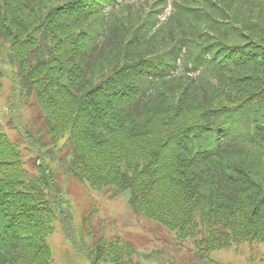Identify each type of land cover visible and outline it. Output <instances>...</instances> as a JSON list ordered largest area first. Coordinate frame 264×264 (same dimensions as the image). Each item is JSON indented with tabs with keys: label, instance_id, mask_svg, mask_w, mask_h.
<instances>
[{
	"label": "trees",
	"instance_id": "16d2710c",
	"mask_svg": "<svg viewBox=\"0 0 264 264\" xmlns=\"http://www.w3.org/2000/svg\"><path fill=\"white\" fill-rule=\"evenodd\" d=\"M4 78L0 264H54L57 229L85 264L150 258L96 238L62 174L129 191L194 264L264 243V0H0Z\"/></svg>",
	"mask_w": 264,
	"mask_h": 264
},
{
	"label": "rangeland",
	"instance_id": "374dc122",
	"mask_svg": "<svg viewBox=\"0 0 264 264\" xmlns=\"http://www.w3.org/2000/svg\"><path fill=\"white\" fill-rule=\"evenodd\" d=\"M2 81L0 112L1 109L4 110L5 106H9L11 103V81L5 78ZM24 109L25 115L31 110V108L27 109V106ZM6 121L7 117L4 118V122ZM6 128L12 138L16 139L18 137L16 131L11 130L8 126ZM24 155L29 161L30 156L26 150ZM61 178L66 194L74 203L78 215L82 218H91L94 227L98 229L96 238L101 234L107 237L118 235L123 240L133 242L139 250L143 251V254L150 257L146 261L135 257L133 263L130 264H194L187 244L185 252L172 247V244L169 243L170 238H165L166 228L161 227L160 229L157 227L158 234L156 232V235L147 229V223L151 221L129 208V191H124L113 198L110 192L94 191L83 182H79L66 174H62ZM51 242L55 249L54 264H85L76 258L60 229H57L51 238ZM189 242H192V240H189ZM160 251L165 254H157ZM169 253L173 254L170 261L166 260L170 257ZM182 253L184 254L182 255ZM213 256L217 259L216 263L218 264H264V244L259 242L241 243L217 251Z\"/></svg>",
	"mask_w": 264,
	"mask_h": 264
}]
</instances>
